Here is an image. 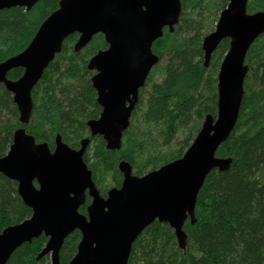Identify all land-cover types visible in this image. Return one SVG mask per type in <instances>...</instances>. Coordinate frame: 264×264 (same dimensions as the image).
Returning <instances> with one entry per match:
<instances>
[{
  "label": "water",
  "instance_id": "1",
  "mask_svg": "<svg viewBox=\"0 0 264 264\" xmlns=\"http://www.w3.org/2000/svg\"><path fill=\"white\" fill-rule=\"evenodd\" d=\"M38 1L0 0V10L14 6L29 10ZM248 2L229 0L215 28L203 39L205 66L226 38L229 49L218 72L216 115L205 116L181 157L142 176L122 160L121 187H113L103 196L83 159L88 138L80 149H74L57 135L52 151L47 142H37L24 127L14 132L9 151L0 157V172L17 181L32 215L0 231V264L41 235L48 240L37 258L49 254L52 264H63L61 249L76 230L81 239L66 264H128L133 243L155 221L168 223L180 248L186 249L184 225L187 220L196 221L198 194L207 175L213 169L226 171L232 163V157H220L217 151L237 124L249 70L246 56L264 33V9L249 12ZM182 10L181 0H60L29 44L0 62V82L13 93L20 121L30 120L33 89L61 52L65 39L78 33L74 50L80 51L100 33L108 46L89 59L88 68L95 71L92 84L102 111L88 125L92 135H102L108 149H120L140 89L160 61L154 43L164 35L165 27L174 30ZM18 67L23 68L22 75L9 78L8 73ZM87 191L93 201L84 214L79 209L86 202Z\"/></svg>",
  "mask_w": 264,
  "mask_h": 264
},
{
  "label": "trees",
  "instance_id": "2",
  "mask_svg": "<svg viewBox=\"0 0 264 264\" xmlns=\"http://www.w3.org/2000/svg\"><path fill=\"white\" fill-rule=\"evenodd\" d=\"M59 1L39 0L29 10L20 6L0 10V62L29 44ZM181 1L179 23L173 31L166 28L154 43L160 62L140 90L122 147L108 150L102 136L91 138L85 160L102 193L109 187L102 184L108 173L111 184L120 185V159L128 160L134 172L141 174L181 157L205 116L216 115L218 72L230 41L226 38L218 45L207 66L202 43L229 0ZM262 9L264 0H249V12ZM78 36H68L45 69L33 89L30 122L24 125L37 140L51 146L60 133L77 147L89 135L87 120L101 111L88 61L108 45L99 33L75 51ZM246 63L249 70L240 115L217 151L220 157H232V163L226 171L213 169L207 175L198 194L196 221L187 220L184 225L186 249L180 248L168 223L155 221L133 243L128 264H264V33L251 45ZM159 70L161 76L155 78ZM22 73L23 68H13L8 77L17 79ZM19 126L13 95L0 82V156L9 149ZM81 210L85 211V206ZM31 213L18 194L17 183L0 172V231ZM80 238V232L75 231L64 242L60 253L63 264L74 257ZM46 242L47 237L41 235L25 243L6 264H52L49 254L37 258Z\"/></svg>",
  "mask_w": 264,
  "mask_h": 264
},
{
  "label": "flooded vegetation",
  "instance_id": "3",
  "mask_svg": "<svg viewBox=\"0 0 264 264\" xmlns=\"http://www.w3.org/2000/svg\"><path fill=\"white\" fill-rule=\"evenodd\" d=\"M176 26V25H175ZM166 28H168V27H165V29ZM169 29V28H168ZM165 31V30H164ZM170 31V30H169ZM105 49V48H104ZM89 62V61H88ZM160 62V61H159ZM159 64V63H158ZM157 64V65H158ZM155 67V66H154ZM153 67V68H154ZM153 68H152V70H153ZM151 70V71H152ZM93 71V70H92ZM94 73H95V71H94ZM151 73V72H150ZM93 76V75H92ZM91 79H92V77H91ZM93 85V84H92ZM142 89V88H141ZM140 89V90H141ZM96 90V89H95ZM9 91V90H8ZM12 93V92H11ZM97 93V92H96ZM32 94H33V92H32ZM12 95H13V93H12ZM32 98H33V96H32ZM139 99H140V93H139ZM13 101H14V99H13ZM15 103V102H14ZM97 103H98V101H97ZM99 104V103H98ZM138 104H139V100H138V103L136 104V106H135V108H134V110L136 109V107L138 106ZM15 105H16V103H15ZM100 105V104H99ZM16 107H17V105H16ZM33 107H34V100H33ZM100 107H101V105H100ZM17 109H18V107H17ZM133 110V111H134ZM101 111H102V107H101ZM101 111H100V113H101ZM18 112H19V109H18ZM100 113L98 114V116L97 117H93V118H90V119H88L87 120V126H88V131H89V135H86V136H84L81 140H80V142H79V145L77 146V147H73L72 145H70L68 142H66L64 139H63V137H62V135L60 134V133H58V134H56V136H55V139H54V143H53V146H51L50 144H49V142L48 141H40V140H37V138L35 137V135H33L32 133H30L28 130H27V128L24 126V125H27L29 122H30V120L27 122V123H22L21 121H20V119H19V122L21 123V126H19V127H17L15 130H14V132L18 129V128H20V127H24L25 128V130H26V132L27 133H29V134H31V135H33L34 137H35V139H36V141L37 142H47L48 143V145H49V147H50V149L52 150V151H54L55 150V147H56V137H57V135H60L61 136V138H62V140H63V142H65L66 144H68L71 148H74V149H80L81 148V146H82V141L84 140V139H89V142L87 143V145H86V148H85V151H84V154H83V159H84V161L86 162V160H85V153H86V151L88 150V147L90 146V141H91V138L92 137H94V135H92L91 134V131H90V127H89V125H88V121L89 120H92V119H95V118H98L99 116H100ZM133 113V112H132ZM32 115V114H31ZM131 117H132V115H131ZM19 118H20V112H19ZM30 119H31V117H30ZM130 122H131V118H130ZM129 126H130V124H129ZM129 126H128V128H129ZM127 128V129H128ZM126 129V130H127ZM125 130V131H126ZM125 131H124V133H125ZM124 133H123V138H124ZM96 136V135H95ZM100 136H102V135H100ZM13 138H14V133H13ZM13 138H12V142H13ZM123 138H122V144H123ZM104 139V138H103ZM104 141H105V139H104ZM12 142H11V144H12ZM11 144H10V146H11ZM105 145H106V141H105ZM10 146H9V148H10ZM122 147V146H121ZM106 148H107V146H106ZM108 149V148H107ZM108 150H119V149H108ZM9 151V149L7 150V152ZM7 152L5 153V154H7ZM4 154V155H5ZM4 155H2V156H4ZM2 156H0V157H2ZM122 160H125V161H127V162H129L128 160H126V159H120L119 160V162H118V169H119V171H120V173L122 174V181H121V183H120V185H112V186H110V187H108L107 188V190H106V192L105 193H102L101 192V190H100V188H99V186H98V184L96 183V181H95V179H94V173H93V170H92V168L89 166V164L86 162V164L88 165V167H89V169H91L92 170V173H93V180L95 181V183H96V185H97V187L99 188V190H100V192H101V194L103 195V196H106L107 195V192H108V190L109 189H111V188H113V187H121V184H122V182H123V178H124V176H123V173H122V171L120 170V167H119V164H120V162L122 161ZM130 163V162H129ZM131 164V163H130ZM165 164V163H164ZM163 165V164H162ZM131 166H132V164H131ZM161 166V165H160ZM159 166V167H160ZM158 168V167H157ZM132 169H133V166H132ZM154 169H156V168H154ZM154 169H150V170H148V171H146V172H144V173H141V174H137V173H135L134 172V169H133V173L134 174H136V175H138V176H142V175H144L145 173H147V172H149V171H151V170H154ZM3 174V173H2ZM6 176V175H5ZM11 179V178H10ZM13 180V179H12ZM15 181V180H14ZM16 183H17V181H15ZM34 184L38 187L39 185H38V182L35 180L34 181ZM17 191H18V183H17ZM18 194H19V192H18ZM19 196H20V194H19ZM21 197V196H20ZM21 199H22V197H21ZM23 200V199H22ZM92 201H93V197L91 196V195H89L88 194V191H87V198H86V202L83 204V205H81L80 206V212H82V213H84V214H87V208H88V206L92 203ZM24 202V201H23ZM83 206H85V211H82L81 210V208L83 207ZM29 207V206H28ZM30 209H31V211H32V208L30 207ZM31 215H32V213H31ZM30 215V216H31ZM29 216V217H30ZM28 217V218H29ZM27 219V218H26ZM76 231H79V230H76ZM75 232V231H74ZM80 232V231H79ZM72 234V233H71ZM70 234V235H71ZM81 234V233H80ZM69 235V236H70ZM68 236V237H69ZM67 237V238H68ZM66 238V239H67ZM66 239H65V241H66ZM81 239V238H80ZM47 240H48V238H47ZM80 242V241H79ZM79 244V243H78ZM64 245V244H63ZM63 248V247H62ZM78 248V247H77ZM62 250V249H61ZM77 252V251H76ZM61 253V252H60ZM76 254V253H75Z\"/></svg>",
  "mask_w": 264,
  "mask_h": 264
},
{
  "label": "rangeland",
  "instance_id": "4",
  "mask_svg": "<svg viewBox=\"0 0 264 264\" xmlns=\"http://www.w3.org/2000/svg\"><path fill=\"white\" fill-rule=\"evenodd\" d=\"M216 25V24H215ZM162 63H164V61H161V65H162ZM161 73H160V70L159 71H157L156 73H155V78H159L161 75H160ZM149 88H147V90H148ZM172 148H174L173 147V145L171 146ZM186 151V150H185ZM111 182H112V180H111V175H110V173H108V174H106V176H105V180H104V182L102 183L103 185L105 184L106 186H109L110 187V185L112 186V184H111Z\"/></svg>",
  "mask_w": 264,
  "mask_h": 264
}]
</instances>
